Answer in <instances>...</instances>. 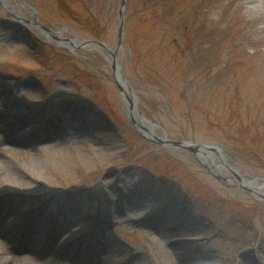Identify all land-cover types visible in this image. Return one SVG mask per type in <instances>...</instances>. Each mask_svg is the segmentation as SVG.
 <instances>
[{
  "label": "rangeland",
  "instance_id": "1",
  "mask_svg": "<svg viewBox=\"0 0 264 264\" xmlns=\"http://www.w3.org/2000/svg\"><path fill=\"white\" fill-rule=\"evenodd\" d=\"M7 1L18 10L0 0V102L10 111L2 121L32 117L28 133L6 144L31 151L63 141V127L72 131L65 155L11 168L31 185L0 193V240L10 253L29 254L17 232L27 223L17 215L42 216L49 197L56 203L65 195L91 215L77 218L63 239L54 233L72 213L53 221L47 262L66 244L75 250L86 242L90 264L108 253L119 264L141 257L157 264L145 240H161L165 205L175 214L169 248H180L186 264H264V194L240 179L264 181V0H126L116 57L155 136L134 125L106 49L58 43L78 37L115 51L122 0ZM40 25L52 30L51 41ZM64 107L76 116L70 127L58 114ZM111 187L150 203L152 212H125L127 201L109 205ZM100 218L121 248L93 242L91 225L98 230Z\"/></svg>",
  "mask_w": 264,
  "mask_h": 264
},
{
  "label": "bare ground",
  "instance_id": "2",
  "mask_svg": "<svg viewBox=\"0 0 264 264\" xmlns=\"http://www.w3.org/2000/svg\"><path fill=\"white\" fill-rule=\"evenodd\" d=\"M6 8L11 10H18L12 6L7 0H1ZM36 18V17H35ZM37 20V19H36ZM38 21H35L37 23ZM40 28L44 29L42 25H40ZM46 32L45 35H47L48 40H52L53 34ZM61 35V32H57ZM56 33V34H57ZM55 36V35H54ZM61 45H71L73 47L82 45L83 40L76 37L72 40H70L68 43L66 42H58ZM90 48L94 49L95 46H91ZM111 58V56H110ZM118 78L121 82V84L124 87L123 92V99L125 104L129 108V115L130 117L137 123L138 127L148 136H155L156 135V129L154 126H151L147 124L146 120L142 118V116L139 113V107L137 104V98L135 95H133L130 92L129 89V83L125 80L124 77L118 73ZM130 103H132L133 108H131ZM2 102H0V174L4 173V180L2 182L3 188H1L0 193H16V191H22L25 189H28L30 187L31 183L27 181L24 176L16 177L17 175H14L11 173V168L15 167L18 169V164H22L24 162L37 159L41 156H48V157H55V156H63L65 155V149L63 143L65 142L67 137L72 136V131L68 128H61L60 135L63 137V141L58 142H52L50 145H43L35 148L31 151H25L21 149L11 148L9 147V144L7 145V141L9 142L12 138H14L16 135H21L23 133H28V130L24 129V125L30 120L32 117L31 115L27 117H23L21 120H14L10 119L8 122H3L2 120L6 116L7 113H10L8 109H5L1 107ZM5 112V113H4ZM58 114L64 115L66 117V125L67 127L71 126V121H76V116L74 114H71L69 111L66 110V107L62 108L61 111H58ZM42 129H39V133H41ZM86 131V130H85ZM52 133L51 131H46V133ZM44 133H41L40 136H42ZM81 137V135L75 134L74 138ZM45 136V134L43 135ZM42 136V137H43ZM222 158L225 160L224 155L222 151L220 150ZM205 159L211 163L212 165H215L218 172H221L219 169L220 165H218L215 161L211 160L209 156H205ZM241 181L249 185L251 188H253L258 194H264V181H260L258 179L255 180H248L245 177L240 178ZM115 191V192H114ZM106 194H108V197L106 199L107 203L109 205L117 202V203H125V206H123V210L125 212H136V216L139 214L141 210H146L147 212H152V207H150V203L148 202H142L141 200H133L132 194L126 192H118L114 190L111 187L110 189L105 190ZM15 195V194H14ZM113 195L119 197L116 200L113 199ZM7 196V195H6ZM60 202L53 203L52 197H49L46 201V204L48 205L47 211L42 216H36L33 214L27 215L22 213L20 216L17 215V220L21 221V224H26L28 227V230L26 229L25 233L23 231L24 228H17V230H14V232H19V234H23L21 237L24 241V251L29 252V254H25L19 257L13 256L9 249L3 245V243L0 240V264H74L72 261H75V264H90L88 260L89 257L86 258V255H88L87 248L88 245L86 242L82 243V246L80 249L73 250L72 244L68 248V244H66L65 249L63 251L59 252L54 259H52L50 262H47L46 260V249L47 245H44V239L48 236V232L50 228L53 227V221L60 220L59 222H62V215H64V210L67 214L72 213V216L69 220V223L65 225H59L57 231L54 233V239L60 238L61 234L63 233L66 228H68L70 225L74 224L79 217H90L91 213L86 212L83 208V203L76 201V198H69L64 195V198L59 199ZM162 210L165 213L163 217V225H159V227L162 230V238L161 240H157L151 237L148 238L145 241H148L152 246L156 248L155 250V256L157 264H186L184 261H182V257L180 256V248H169V245L174 240L169 234V232H166V228L168 226V223L171 219L174 218L175 214L173 212L167 211L169 206L162 205ZM159 207V205L157 206ZM109 213L114 212V208L110 207L107 209ZM19 216V217H18ZM16 218V216H15ZM93 219V218H92ZM94 220V219H93ZM102 218L99 219V224L97 226L98 230H95L94 232V225L93 226V233L97 234L98 236L93 238L94 239H101L103 242V246L105 245V248L108 250H112L114 248H121L120 244L117 243L113 237L112 234L107 233L105 228H102ZM4 225H6V221L0 220V236L1 231L4 228ZM164 230V231H163ZM64 236H61V239H63ZM90 238V237H89ZM88 238V239H89ZM184 240V239H182ZM186 245L184 247L192 249L190 244H187V241H183ZM183 243V244H184ZM94 244V243H93ZM100 245V244H99ZM99 245H96L99 246ZM102 245V244H101ZM183 246V245H182ZM95 249V248H94ZM73 250V251H70ZM99 254V253H98ZM115 254L108 253V254H100L97 255L96 261L94 264H119L115 260ZM140 257V256H139ZM137 257V258H139ZM141 260L136 264H150L147 261H144L143 258H140Z\"/></svg>",
  "mask_w": 264,
  "mask_h": 264
},
{
  "label": "water",
  "instance_id": "3",
  "mask_svg": "<svg viewBox=\"0 0 264 264\" xmlns=\"http://www.w3.org/2000/svg\"><path fill=\"white\" fill-rule=\"evenodd\" d=\"M125 5H126V0H122L121 10H120L119 42H118V47L116 48L115 51L112 50L108 44L103 43V42L83 40V44L81 45L83 47H91V46H95V48H100L101 47V48L106 49L109 52V54L111 56V61H110L111 68H112V71H113V73L115 75L116 83H117V85H118V87H119V89L121 90L122 93L124 92V87H123V85L121 84V82H120V80L118 78V73L120 72L122 77H124V76L122 74L121 67L118 64V60H117L116 54H117L119 48L121 47V42H122V34H123V29H124V10H125ZM46 30H47V32L53 34V36H54V33L52 32V30H49V29H46ZM129 89H130V92L134 95V93H133V91L131 90L130 87H129ZM130 105H131L130 107L133 108L132 103H130ZM139 113L142 116V118L145 119V117L142 114V112L140 111V109H139ZM133 123H134V125L137 128H139L137 123L134 120H133ZM168 143L169 144H174V145H184V142H177V141H169ZM191 150L192 151H196L195 148H191Z\"/></svg>",
  "mask_w": 264,
  "mask_h": 264
}]
</instances>
